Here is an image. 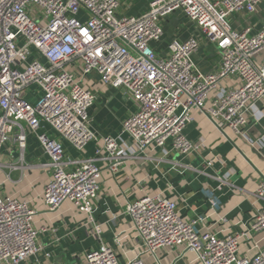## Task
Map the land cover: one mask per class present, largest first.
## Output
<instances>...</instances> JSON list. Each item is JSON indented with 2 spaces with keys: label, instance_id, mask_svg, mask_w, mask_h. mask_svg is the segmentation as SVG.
Here are the masks:
<instances>
[{
  "label": "built area",
  "instance_id": "obj_1",
  "mask_svg": "<svg viewBox=\"0 0 264 264\" xmlns=\"http://www.w3.org/2000/svg\"><path fill=\"white\" fill-rule=\"evenodd\" d=\"M122 2L0 0V155L17 147L21 160L0 161V170L27 167L28 137L36 138L48 157L37 166L50 173L42 202L49 211L66 201L75 203L100 242L81 264H148L143 257L122 263L119 240L115 246L102 239L94 201L101 192L103 165L116 175L127 160L144 159L156 166L167 163L169 170L189 173L197 182L204 177L214 183L201 191L215 212L220 208L217 192L238 186L215 151L187 137L193 110L208 115L223 135L229 137L230 130L257 151L264 147V135L254 140L247 131L257 107L264 106V62L256 59L264 51V0H152L139 15L120 14ZM176 12L195 26V34L172 38L161 55L153 43L163 40V21ZM200 38L215 46L217 71L205 72L193 60ZM92 75L107 87L122 89L136 110L118 135H103L95 156L72 157L63 141L82 153L100 135L90 115L97 100L87 87ZM32 89L38 96L34 102L27 96ZM43 124L57 136L40 131ZM195 158L198 165L192 163ZM252 194L264 201V178ZM189 203L183 195L145 194L112 221L127 219L154 264H163L162 254L172 251L178 254L171 264L190 255L194 264H264V245L256 242L264 232V208H256L241 230L223 235L214 227L227 217L213 224L203 214L184 218L179 207L191 209ZM36 213L30 201L5 195L0 186V264H23L44 252L39 237L48 229L35 225ZM242 242L254 253L242 252Z\"/></svg>",
  "mask_w": 264,
  "mask_h": 264
},
{
  "label": "crops",
  "instance_id": "obj_2",
  "mask_svg": "<svg viewBox=\"0 0 264 264\" xmlns=\"http://www.w3.org/2000/svg\"><path fill=\"white\" fill-rule=\"evenodd\" d=\"M122 1L120 14L139 15L149 7L152 0ZM174 14L163 21L165 29L163 40L153 43L161 55L165 54L167 43L172 38L186 40L195 34V26L186 17L188 21H184L181 26L175 28ZM252 22L258 29L259 22L255 19H252ZM256 59L259 63H263L264 51L257 55ZM193 60L205 72H214L220 68V57L215 46L205 39H201V46L193 54ZM87 84L89 87L93 86V91L97 94V100L90 110V115L93 118L95 129L99 131L100 135L95 141L89 143L82 153H78L68 142L63 141L67 153L72 157L95 156L97 150L103 147V135H118L122 129L123 121L136 110L134 101L122 89L107 87L95 75H92L91 81ZM221 85L225 86L226 82H221ZM215 94L216 92L211 94L207 106L211 105ZM27 96L33 102L38 97L33 89L27 93ZM192 115L194 119L185 130L187 137L192 140L201 139L209 149L220 156L223 169L234 174L233 179L238 189L229 190L227 188L222 192H217L220 208L214 212L210 208L204 192L201 191L203 187L212 182L207 181L204 177H201V181L197 182L193 179L194 176L189 173L182 175L178 171L169 170L167 163L156 166L144 159L127 160L116 175L107 169L106 165H103L102 188L98 199L94 201V217L103 229V241L115 245V240H119L120 245L117 246V251L122 263H127L137 257L145 258L148 264L154 262L140 248L135 231L127 219L119 218L118 221H112L114 215L121 213L130 201L145 194L163 193L173 199H178L179 195H183L189 199L191 209L181 204L179 210L187 219L194 218L197 214H203L207 217V221L213 224L216 220L227 217L228 221L218 223L214 227L216 230H221L223 235L234 230H241L242 223L253 215L256 208H264V201L256 199L252 194L256 190L259 180L264 178V147L257 151L241 136L230 130L228 131L229 137L223 135L211 118L199 110H193ZM40 131L57 136L46 124H43ZM247 131L250 138L254 140L264 135L263 105L257 107ZM124 140L129 146L128 138L124 137ZM25 152L24 163L27 167L16 170L4 167L0 170L2 193L30 201L37 211L34 216L35 225L38 228L46 227L48 229L39 237L44 252L23 264H81L86 253L98 248L100 242L88 229L86 214L82 213L72 201H66L57 211L47 209L41 198L45 185L50 179V173L37 164L46 162L48 157L33 135L28 137ZM172 157L177 158L178 156L174 153ZM0 161L6 164H20L17 147L3 151ZM199 162L200 160L197 158L192 161L193 165H198ZM164 174L167 175L166 179L163 178ZM3 176L4 179L1 178ZM167 182L174 186L173 190L167 189ZM256 242L261 246L264 245V232L256 235ZM252 245L254 244L252 243ZM241 250L250 254L254 253V250H250L246 242H242ZM46 253H49V256ZM164 254H162V263L171 264L178 252L172 251L166 256ZM188 263L190 260H181L177 264Z\"/></svg>",
  "mask_w": 264,
  "mask_h": 264
},
{
  "label": "rangeland",
  "instance_id": "obj_3",
  "mask_svg": "<svg viewBox=\"0 0 264 264\" xmlns=\"http://www.w3.org/2000/svg\"><path fill=\"white\" fill-rule=\"evenodd\" d=\"M181 15H182V16H181ZM173 17H174V18H173V22H174V26H175V28H178L179 26H181L182 23H183L184 21H188V20L185 18V16H184L181 12H178L177 14H174ZM172 25H173V23H172ZM99 81H100V80H99ZM87 87H88V88H91V89L93 90V86H90V87H89V84H87ZM1 178L4 179V176L1 177ZM189 255H190V254H189ZM188 259H189L191 262H193V255L188 256ZM196 263L199 264L198 262H196ZM152 264H154V263H152Z\"/></svg>",
  "mask_w": 264,
  "mask_h": 264
}]
</instances>
